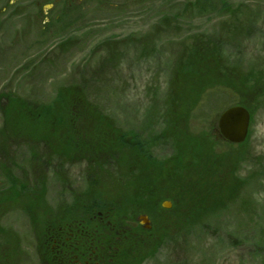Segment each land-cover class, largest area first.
<instances>
[{"label": "rangeland", "instance_id": "rangeland-1", "mask_svg": "<svg viewBox=\"0 0 264 264\" xmlns=\"http://www.w3.org/2000/svg\"><path fill=\"white\" fill-rule=\"evenodd\" d=\"M67 1L0 0V264H264V0ZM218 84L235 93L201 98ZM83 91L106 114L75 135ZM231 100L251 113L238 144L217 131ZM101 202L120 215L100 227Z\"/></svg>", "mask_w": 264, "mask_h": 264}, {"label": "trees", "instance_id": "trees-1", "mask_svg": "<svg viewBox=\"0 0 264 264\" xmlns=\"http://www.w3.org/2000/svg\"><path fill=\"white\" fill-rule=\"evenodd\" d=\"M201 61V60H200ZM184 62V61H183ZM206 63V62H205ZM178 73H179V71H177ZM217 89H224V90H231L232 91V93H235V92H233V91H235L236 89L235 88H233V87H231V88H229L228 86H224V84H218V85H215V86H213V87H211V88H209V89H207L206 91H204L203 93H202V95H201V98L203 99V97L206 95L205 93H207L208 91H210V90H217ZM68 94H72V93H69V90H67V92H65V91H62V97H66ZM79 98H80V103H79V105H78V112L77 113H75L74 115H79V117H82V118H80L79 120H78V126H77V128H75V135H76V133L78 132V131H82V130H80L81 128H82V124H83V122L84 121H86L87 119H90L91 117H93V116H95V115H101V114H106L102 109H101V107H99L97 104V108L99 109H97L94 105L95 104H93L92 102H90L89 101V94L86 92V91H83L82 93H80V95H79ZM236 98V97H235ZM59 97L56 99V101L55 102H57V105H56V103H53V104H51L52 106H55L54 108H53V114L55 113V114H57V112H58V110L56 109V107L57 106H59V107H62L61 108V110L62 111H64L65 113H67V114H72V113H74V112H72V111H69L68 110V107H69V103H70V101L72 100V99H68L67 100V97L65 98V100H66V103L63 105V106H60L59 105ZM235 100H237V98L235 99ZM12 101V100H11ZM10 101V102H11ZM201 101V99H199L198 100V102H197V104L195 105L196 107H198L199 106V102ZM73 104H76V100L73 102ZM91 104V105H90ZM232 105H241L240 103H238V102H236V101H234V100H231V102L229 103H221V105H218V108L216 109L217 111H216V116H217V118H218V116H219V114L224 110V109H226L227 107H229V106H232ZM243 105V104H242ZM245 106V105H244ZM34 108H36L35 106H33ZM247 107V106H246ZM208 108V107H207ZM211 109V108H210ZM8 111H9V114H11L12 113V111H13V106H10V109L8 108ZM209 118V117H208ZM62 121H64V120H62ZM11 122V121H10ZM10 122L8 121V125H7V127H6V129H5V131H9L10 129H9V126H10ZM82 122V123H81ZM20 124V123H19ZM59 125V124H58ZM60 126L61 125H59V127L57 128L58 130L60 129ZM20 127V128H19ZM13 128L14 129H16L17 131H20V130H22V128H23V125H19V126H13ZM24 129V128H23ZM71 128H69V130H70ZM27 132H28V134L27 135H17V133H16V131H14V132H10V133H14V135H16V136H26V138H28V137H30V134L31 133H33V131L32 130H30V127L28 126V125H26V129H25ZM57 130V131H58ZM10 131H12V129L10 130ZM56 131V132H57ZM72 133V132H71ZM140 133L139 132H136V133H134V134H130L129 135V137H130V139H131V143H133L134 145H136V150L137 151H139V152H142L144 149H145V147H144V145H141L140 144ZM74 138H75V136H74ZM73 138V139H74ZM74 141H75V139H74ZM72 144H73V142H71ZM72 144L69 146V144H67V146H66V148H65V150L66 149H69L68 150V152H70L71 151V149H72ZM63 148V147H62ZM61 148V149H62ZM75 148H74V144H73V150H74ZM64 149H63V151H64V153H66V154H68L66 151H65ZM143 155H145V156H147L146 154H143ZM144 159V158H143ZM143 161H145V164L147 165V166H152L153 165V163L151 162V161H147L146 159H144ZM9 168L10 167H7V168H5V169H8V171H9ZM10 172V171H9ZM11 181H13V178L11 177V176H9L8 177ZM208 180H210L211 181V179H208ZM150 181H152V179L150 180ZM191 182H193V184L195 185V186H197V182L196 181H189V182H176V183H172L171 184V189L173 190V193H175V194H173V196H172V199H173V201H174V203H175V201L176 200H179V201H181L182 202V205H184V209H187V206H188V204L191 202V201H193V199H192V197H193V195H191L192 194V192L191 191H194V188L193 187H190V183ZM12 186H15L14 184H12ZM22 188H23V190L25 189V185H23V186H21ZM0 193H6V194H9V191H0ZM22 195H24V197H32V198H36L35 197V195L34 194H32V193H27V190H24L23 191V193H21V195L20 196H22ZM154 198H155V196L154 197H151V200H149V202H150V206L151 205H153L155 208H157L156 207V204H154ZM130 200H133V199H130ZM8 201V198H5V199H0V211H1V209L4 207V205L6 204V202ZM30 201H31V199H30ZM143 202H145V201H141V203H143ZM140 203V204H141ZM27 204H29V202L27 203ZM32 204L34 205V201L32 202ZM31 203H30V205L33 207V205H32ZM149 204V203H148ZM128 206H133V207H135V209H137V207L139 206V203H138V201H133V202H130V203H128L127 204ZM113 204H108V203H105V202H101L100 204H99V206L97 207L98 208V212H97V215H96V217L99 215V216H102L103 217V223L101 222L100 224H99V226L101 227L102 225H107V221L108 220H110V219H112V218H119V215H118V213H120V211H118V212H116V214L115 215H113V217H111L112 215V213H111V211H109L108 210V208H112L113 209ZM176 206H174L173 207V209L175 208ZM119 209H121L120 207H118ZM123 208H125V206H123ZM158 209V208H157ZM180 209H183L182 207H180ZM92 210H93V212L96 210L95 208H92ZM94 213H96V212H94ZM122 215H123V212L121 213ZM187 215H183L182 216V218H181V225L184 223L183 221L185 220V217H186ZM80 223V226L82 225V224H84V222L83 221H79ZM106 222V223H105ZM178 222L179 221H175L174 223H172L173 225H174V227H179V224H178ZM99 232L101 233L102 232V230H99Z\"/></svg>", "mask_w": 264, "mask_h": 264}, {"label": "water", "instance_id": "water-1", "mask_svg": "<svg viewBox=\"0 0 264 264\" xmlns=\"http://www.w3.org/2000/svg\"><path fill=\"white\" fill-rule=\"evenodd\" d=\"M48 7L50 4L47 5ZM251 121V113L249 109L243 105H232L224 109L217 119V131L220 138L234 143H242L246 140L249 132ZM164 203V207H170L171 202ZM141 223L146 227H150V221L147 214L139 217Z\"/></svg>", "mask_w": 264, "mask_h": 264}, {"label": "flooded vegetation", "instance_id": "flooded-vegetation-1", "mask_svg": "<svg viewBox=\"0 0 264 264\" xmlns=\"http://www.w3.org/2000/svg\"><path fill=\"white\" fill-rule=\"evenodd\" d=\"M80 3H82V0H68L67 1V4H68V8L70 9V12H72L73 13V10H75V9H77V7H78V5L80 4ZM48 4H50V6H55V5H57L58 4V1H55L54 3L52 2V3H48ZM48 4H46V5H48ZM49 6V7H50ZM63 7V6H62ZM65 8V7H64ZM145 227V226H144ZM151 227V226H150ZM150 227H149V229H150ZM146 229H148V228H146ZM142 253V252H141ZM81 262H83L84 264H92L89 260H84L82 257H80V256H77L76 258H75V264H83V263H81Z\"/></svg>", "mask_w": 264, "mask_h": 264}]
</instances>
